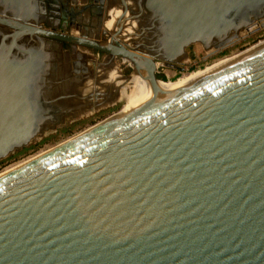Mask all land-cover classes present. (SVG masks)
<instances>
[{"label": "water", "instance_id": "obj_1", "mask_svg": "<svg viewBox=\"0 0 264 264\" xmlns=\"http://www.w3.org/2000/svg\"><path fill=\"white\" fill-rule=\"evenodd\" d=\"M262 27L264 0H0V160L117 100L110 70L151 85L0 175V264H264V42L156 75Z\"/></svg>", "mask_w": 264, "mask_h": 264}, {"label": "rangeland", "instance_id": "obj_2", "mask_svg": "<svg viewBox=\"0 0 264 264\" xmlns=\"http://www.w3.org/2000/svg\"><path fill=\"white\" fill-rule=\"evenodd\" d=\"M262 41H264V28L249 34L227 49L211 56H206V53L200 44H193L187 48L189 59L184 65V71L176 72L173 69L166 70L165 67L160 65L158 67L159 71L156 73V75H164L166 79L165 82H171L187 73L201 71L204 68L213 65L214 63L231 58L234 55H237L245 49H248ZM81 49L92 52L98 57V59H101L103 56V53L101 52H99L98 56V52L95 50L85 47H81ZM116 63L119 66L120 73L127 74L130 72V66L126 62L117 59ZM126 89L125 90L127 92H130L129 87ZM126 102V95L120 94L117 100L108 104H104L98 109H94L91 113L76 116L72 120L68 121L67 125H63L61 127L55 128L54 130L48 131L35 141L31 142L28 146L9 155L7 158L0 160V173L19 163H22V161L28 158L31 159V157L35 156L36 154H40V152H43L67 140L68 138L84 131L85 129L111 116L112 114L117 113L118 111L122 110Z\"/></svg>", "mask_w": 264, "mask_h": 264}, {"label": "bare ground", "instance_id": "obj_3", "mask_svg": "<svg viewBox=\"0 0 264 264\" xmlns=\"http://www.w3.org/2000/svg\"><path fill=\"white\" fill-rule=\"evenodd\" d=\"M115 12V15L116 14H119V11H114ZM113 16H112V18L108 21V22H106V26L107 27H110L111 26V24H112V21H113ZM264 41H262V42H260V43H258V44H256V45H253L252 47H250V48H248V49H245L244 51H242V52H240L239 54H241V53H243V52H245V51H247V50H249V49H251V48H253V47H255V46H257V45H259V44H261V43H263ZM239 54H237V55H239ZM237 55H234L233 57H235V56H237ZM232 58V57H231ZM228 59H230V58H228ZM228 59H226V60H228ZM226 60H223V61H220V62H217V63H214L213 65H210V66H208V67H206V68H204L203 70H201V71H198V72H191V73H187V74H185L184 76H182V77H180V78H178V79H176V80H174V81H169V82H165V81H159L158 82V84L160 85V87L161 88H163V89H167V88H170V87H172V86H174V85H176V84H179V83H181V82H183V81H185V80H187V79H189V78H191V77H193V76H195V75H197V74H199V73H201V72H203V71H206V70H208V69H210V68H212V67H214V66H216V65H218V64H220V63H222V62H224V61H226ZM156 65H158V63H156ZM107 81H109V82H114V84H121V89H120V91H121V93H119V95L121 94V95H126V97H127V102H126V104L124 105V107L130 102V101H132L138 94H141V93H143V92H149V91H151V85H150V83L148 82V80L146 79V78H144L143 77V75L141 76V75H138V74H134V75H132L131 76V78L128 80V81H124L120 76H119V73H117V71H115V70H112L110 73H109V75H108V78H107ZM130 88V92H127L126 90V88ZM126 89V90H125ZM109 97V94H107V98ZM119 97V96H118ZM123 107V108H124ZM122 108V109H123ZM25 162V161H24ZM19 164H21V163H19ZM19 164H17V165H15V166H13V167H11V168H9V169H7V170H5V171H3V172H1L0 173V175L2 174V173H5V172H8L9 170H11V169H13V168H15V167H17Z\"/></svg>", "mask_w": 264, "mask_h": 264}, {"label": "flooded vegetation", "instance_id": "obj_4", "mask_svg": "<svg viewBox=\"0 0 264 264\" xmlns=\"http://www.w3.org/2000/svg\"><path fill=\"white\" fill-rule=\"evenodd\" d=\"M84 15L82 14V16H81V22H80V20H78V17H76L75 18V20H73V22H74V24H75V26H79V28L81 29V31H82V26H84V23H83V21L82 20H84V17H83ZM90 17H92V14L90 13ZM68 22H70V20H68ZM264 27H262V28H260V29H263ZM260 29H258V30H260ZM257 30V31H258ZM95 32L97 33V35H98V37H99V40H104L106 37H105V35H103L102 33H101V30L100 29H98V30H96L95 29ZM64 46L65 47H68L69 46V43H64ZM98 54V56H99V52L97 53ZM215 54V53H214ZM211 55H213V54H211ZM211 55H208V56H211ZM174 71H176V72H181V71H179V70H174ZM157 77H163L164 79L163 80H160V81H166V79H165V77L163 76V75H157Z\"/></svg>", "mask_w": 264, "mask_h": 264}, {"label": "crops", "instance_id": "obj_5", "mask_svg": "<svg viewBox=\"0 0 264 264\" xmlns=\"http://www.w3.org/2000/svg\"><path fill=\"white\" fill-rule=\"evenodd\" d=\"M80 49H81V48H80ZM81 50H84V49H81ZM84 51H87V50H84ZM97 58H98V57H97ZM117 65H118V64H117ZM117 67H118V66H117ZM118 70H119V68H118ZM111 71H112V70H110L109 73H110ZM102 82L105 83V82H109V81H107V79H105V80H103ZM117 85H118V84H114V88H111V90H112V91H115V87H116ZM112 91H111V92H112ZM111 95H113V94H111Z\"/></svg>", "mask_w": 264, "mask_h": 264}, {"label": "trees", "instance_id": "obj_6", "mask_svg": "<svg viewBox=\"0 0 264 264\" xmlns=\"http://www.w3.org/2000/svg\"><path fill=\"white\" fill-rule=\"evenodd\" d=\"M159 78H161V79H164L163 77H159ZM24 151V150H23ZM22 152V151H21Z\"/></svg>", "mask_w": 264, "mask_h": 264}]
</instances>
